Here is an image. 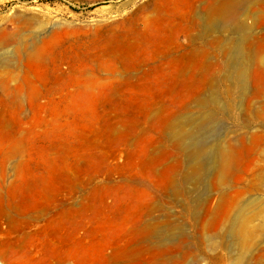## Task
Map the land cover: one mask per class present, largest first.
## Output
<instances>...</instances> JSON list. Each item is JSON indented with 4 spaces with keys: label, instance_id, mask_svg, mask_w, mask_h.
<instances>
[{
    "label": "rangeland",
    "instance_id": "obj_1",
    "mask_svg": "<svg viewBox=\"0 0 264 264\" xmlns=\"http://www.w3.org/2000/svg\"><path fill=\"white\" fill-rule=\"evenodd\" d=\"M0 261L264 264V0H0Z\"/></svg>",
    "mask_w": 264,
    "mask_h": 264
},
{
    "label": "bare ground",
    "instance_id": "obj_2",
    "mask_svg": "<svg viewBox=\"0 0 264 264\" xmlns=\"http://www.w3.org/2000/svg\"><path fill=\"white\" fill-rule=\"evenodd\" d=\"M234 54L235 55H239L240 57H239V59H240V61L242 62L243 60H244V56H243V54H242V52L240 51V49H237V50H235L234 51ZM233 61H234V58H233ZM202 151H203V149H202V147L199 145V146H197V149H196V154L197 155H201L202 154ZM233 195V194H232ZM235 203H236V201H235ZM234 203V204H235ZM234 207V206H233ZM233 209V208H232ZM208 216V215H207ZM246 218V217H245ZM242 226V225H241ZM241 226H240V228H241ZM232 262V261H231ZM0 264H3L1 261H0ZM230 264V263H229ZM232 264H234V263H232Z\"/></svg>",
    "mask_w": 264,
    "mask_h": 264
}]
</instances>
